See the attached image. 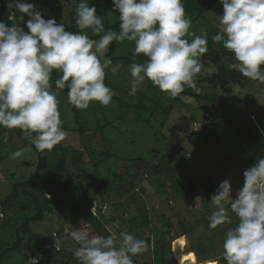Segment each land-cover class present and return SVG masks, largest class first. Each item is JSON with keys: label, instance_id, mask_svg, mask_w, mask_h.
<instances>
[{"label": "clouds", "instance_id": "9594fccd", "mask_svg": "<svg viewBox=\"0 0 264 264\" xmlns=\"http://www.w3.org/2000/svg\"><path fill=\"white\" fill-rule=\"evenodd\" d=\"M219 2L223 14L213 42H222L233 54L231 69L264 83V0ZM72 3L78 29H90L99 39L84 31H68L54 18L45 19L33 3L8 0L6 7L13 17L19 13L20 23L8 26L0 21V127L20 129L37 151H51L67 135L58 94L52 91L53 71L61 73L55 86L68 89L73 107L84 110L93 101L108 106L114 92L105 83L106 70L115 73L117 68L107 52L114 41H132L133 56L146 57L129 66L130 95L135 96L146 79L171 97L185 88L199 93L196 78L202 70L201 57L208 51L207 32L191 31L183 0H112L113 12L119 13L118 32L105 29L96 7L87 0ZM24 15L28 19L21 27ZM148 169H143L147 175ZM144 172L136 187L145 180ZM243 178L235 197L229 180L219 183L210 199L214 210L208 227L232 224L229 211L234 213L237 223L225 232L218 259L223 264H264V156L243 172ZM3 215L0 212V219ZM68 236L78 245L73 253L78 264H134L133 257L147 251L145 240L127 230L103 236L77 228ZM30 264L39 261L31 258Z\"/></svg>", "mask_w": 264, "mask_h": 264}, {"label": "rangeland", "instance_id": "374dc122", "mask_svg": "<svg viewBox=\"0 0 264 264\" xmlns=\"http://www.w3.org/2000/svg\"><path fill=\"white\" fill-rule=\"evenodd\" d=\"M92 1L87 0L89 6L93 5ZM25 2L33 3L38 10H41L45 19L54 18L57 23L63 22L66 30H73L72 21L69 19V13L72 9L71 0H57L58 7L50 0H25ZM98 10L100 12H97V14L102 17L105 29L118 32L119 26L116 27L115 23L119 21V13L118 11L113 12L112 1L106 4L104 9L99 8ZM222 14L223 6L221 4L218 11L208 12L200 16L197 21L192 22L191 31L200 34L202 30L207 31L212 26L219 28V15ZM27 19L28 17L24 15V20L21 21V24L25 25ZM16 21L20 23L19 13L16 14ZM79 31L89 33L91 30L79 29ZM96 39H99V37L96 36ZM114 42L115 47L111 57L130 56L135 47L134 42L128 40ZM224 64L228 65L227 62H224ZM113 67H116L117 71L113 73L111 69L106 70L105 83L113 90L114 96L120 99L122 103L112 100L108 106L102 108L103 105L98 102H91L86 111L87 117L92 124H90L89 130L81 136L72 131L77 126V123L73 119L67 96L63 93V90L55 86V80L60 78L61 73L57 70L56 77L53 78L52 76V91L58 94L57 99L59 100V111L62 120L61 126L67 134L65 140L59 143L60 146L72 150V148L77 149L81 145L87 151H94L93 154L98 159H100L101 155L98 154L101 151H108V154L105 155L107 152H104L106 158L96 165V167L90 166L91 163H87L83 166L82 170L74 172L70 179L67 176H63V178L58 179L57 184H53L54 189L52 188L53 190L49 191L50 194L47 193L46 195L48 199L47 208H52L46 212L41 222L31 224L32 231L41 233V239H43L47 234L50 235L60 227L63 229L64 226L71 228L73 226L72 222H76L74 219L79 214H82V209L77 210V203L81 199L83 187L91 180H94L93 177H89V174L93 173V175L98 176L101 180L106 178L111 181L113 172L123 175L125 172L136 171L135 162L129 160L130 158L141 157L143 164L157 161L164 164L171 161L168 157V152L171 147H174V157L176 159L184 157L182 161L183 166L180 168L181 171L178 174L176 173L178 175L177 179L175 178L176 181L171 183L166 176H160L155 174L154 170L148 169V175L142 182L143 197L140 194H136V200L114 203L109 206V209L113 213L111 211L108 213H112L117 218L109 220L107 231L109 234L115 233L118 236L121 231L127 230L136 238L145 240L147 251L134 256V264H167L160 261L157 258L156 252H154L156 248L159 250L162 246L160 241L162 233L158 230L163 226H168L169 219L174 221L182 214V225L189 228V230L186 231V236L181 237L187 238L186 252H189V254L186 253V255L190 258V261H197L202 257H217L218 263L223 264V261L218 259L222 252V242L225 232L230 227H235L237 217L229 211L232 224H225L217 229H210L208 227V214L210 213L207 207L211 211L214 210V206L210 201L211 196L216 192L219 183L225 179L230 181L232 196L235 197L237 190L243 186L242 171L247 167L248 162L246 159L240 157L233 160L227 159L223 163V166H219L218 155L208 149H203L202 151L192 148V141L195 137L191 139V143L188 142V137L193 132L190 134H184V132L190 128V125L194 122L193 120L196 122L201 121V115L205 108L211 109L212 104H208L203 99L180 94L179 101L172 103L173 97L165 92L154 91L152 92L151 99L144 100L145 107L148 108L144 116L150 113V109L154 110V114L144 124L136 122L133 116L128 114L129 112L125 109H127V105L132 107L139 101L141 95H143L142 93L145 91V83L135 96H132L129 94L132 77L128 66L119 61L114 63ZM215 71L216 66L202 67L201 72L196 78L197 87L200 89V96H207L206 98L219 96L222 100L234 105L243 116L251 118L255 124L258 121L256 112H260V118L264 117V83L244 78L240 84L232 85L233 93L225 94L222 92V89L212 87L210 82L207 81L210 74ZM185 89L188 90V88ZM192 91L197 93L193 89ZM169 105L172 107L171 111L166 113L164 107ZM92 106L94 107L91 109ZM88 109H91V111ZM218 115H222V113ZM100 118H102V122H105V119L111 122L106 125L105 134L108 133L106 139H101L100 129L94 127L93 122ZM235 127L236 125L233 126V129ZM93 129H95V133H93ZM258 130L262 132L259 127ZM170 132H173L174 136H176L171 144L169 143V138L164 136ZM262 136H264V133H262ZM25 140L22 130L0 127V201L10 193L13 184L31 177L35 173V165L38 162L37 151ZM151 149H156L157 152H152ZM18 151L20 155L16 156L15 153ZM44 152L66 151H61L60 147L59 149L45 150ZM215 152L217 154L220 152L227 154L228 151L221 145L219 150ZM170 165H174V163ZM143 167L144 165L141 166V169ZM145 170H142V172ZM39 175L41 176L42 172ZM200 176L201 180L198 179L194 185L192 184L189 187V189L195 188L193 193L183 190L179 192L177 190L179 186L184 185L188 180L200 178ZM71 182L72 184H70ZM210 184L214 185L210 186ZM58 185L66 187L59 189ZM139 189L141 190V186H139ZM123 192L124 189L120 190L117 188L111 190L106 195L107 199L105 201L117 199L116 197L121 196ZM137 200L140 203L145 202L146 205L144 206L150 207L148 215L150 216L151 214L153 223L151 227L147 225L141 228L136 225V216L140 219L138 208L142 207L141 205L139 206L140 203ZM202 202H205L207 205L202 206ZM181 210L186 211L182 212ZM8 213L10 214L11 212ZM15 216L21 217L20 213L17 212ZM120 216H123L124 222L119 221L118 217ZM20 221V218H14L13 216L10 222L0 229V250L6 246V242L11 241L14 237V229L19 225ZM168 232L166 238H170L172 236H170V233L173 231ZM76 247L78 245L68 236L65 249L61 253L62 255H57L51 264H61L63 260L67 259L71 264H78L73 255ZM68 251L72 253L71 257ZM171 252L174 261L178 264L180 261L174 256L172 244ZM19 258V253L16 251L9 254L0 264H17ZM217 261L209 260L205 264L211 262L217 263Z\"/></svg>", "mask_w": 264, "mask_h": 264}, {"label": "trees", "instance_id": "16d2710c", "mask_svg": "<svg viewBox=\"0 0 264 264\" xmlns=\"http://www.w3.org/2000/svg\"><path fill=\"white\" fill-rule=\"evenodd\" d=\"M50 1H52L54 5L58 7V3L56 2L57 0ZM111 1L112 0H93L92 2L96 7V11L100 12L98 9H104V6ZM7 2L8 0H0V21H3L8 26H10L12 23L19 24L16 21V15L15 17H13V19L9 18L11 10L6 7ZM183 4L186 14L191 17L192 22L197 21L200 16L208 12L212 13L218 11L219 6L221 5L219 0H183ZM13 12L15 11L13 10ZM69 19L72 21V31H79L75 23L76 17L73 3L71 12L69 13ZM115 24L117 25L116 27H118L119 21H117ZM21 27H25V25L21 24ZM218 30V27L212 26L206 31L208 39V51L204 56L201 57V63L202 67L211 65L216 66V71L212 72L207 79V81L210 82L211 86L214 88L219 87L225 94H231L234 91L232 85L240 84L246 77L241 75L239 71L233 70L229 67L231 63L235 62V59L233 54L223 47V43L213 42L212 37L217 33ZM87 34L90 36V38L96 39V35H94L91 31ZM114 47L115 42H113L109 46L107 52V56L112 59V65L119 61H122L129 68V66L134 61L137 63H141L146 60V57H144L142 54L134 57V50L130 54V56L127 57H111ZM224 62H227L228 65H225ZM56 72L57 70L53 71V78L56 77ZM144 83L145 91L144 93H142L143 95H141L139 101H137V103L132 107L127 105V109H125L129 112L128 114H131L133 116L136 122H141L143 124L148 122L154 114V110L150 109V113L144 116V113L148 110V108L145 107L146 105L144 100H148V98L151 99L152 92L154 91L162 92L158 89V87L154 86L150 80L146 79ZM188 90L185 89L181 94L195 97L197 99H203L208 102V104H212L211 109L205 108L203 110L201 115L202 117L200 119L202 121L205 114H208V116L212 119V124L209 127L204 128L203 130L191 133V135L188 137V142L191 143V139L195 137L192 141V148L194 150L202 151L203 149H208L212 153H215L216 155H218L219 166H223V163L226 162L227 159L233 160L240 157L246 159L248 164L247 167L242 171L243 180V172L247 168L252 166L258 158L264 156V136H262V133H264V117L260 118V112H256L258 121H256L255 124V122L251 118L243 116V114L234 105L222 100L219 96L206 98L207 96H200L199 93H194L191 88H188ZM67 92L68 89L64 88L63 93L66 96ZM178 99L179 95L173 97L172 103L179 101ZM112 100H117L122 103V101L116 96H113ZM68 105L73 114V119L75 120V123H77V126L73 128L72 131L81 136L89 130V126L90 124H92V122L87 117L86 109L80 110L73 107L69 103ZM93 107L94 106H92L91 109ZM102 108H104V106H102ZM171 108L172 107L169 105L167 107H164V110L167 113L168 111H171ZM91 109L88 110L91 111ZM219 113H222V115H218ZM102 118L96 120L93 123L95 128L100 129V135H102L101 139H106L108 134H105L106 125L111 122H109L105 118L104 119L106 121L102 122ZM234 125H236V127L233 129ZM258 127L262 132H259ZM93 131V133L96 132L95 129H93ZM164 136L169 138L170 144L176 138L173 132H170L168 135ZM25 141H28L30 143V141L27 139ZM30 145L32 144L30 143ZM221 145H223L228 151L227 154H224L223 152L217 154V152H215L219 150V147ZM32 146L34 147V145ZM58 147H61V151L66 152H39L34 147L37 151L38 156V162L35 165V173L31 177H27L22 181L13 184L10 193L0 201V212H3L4 214L3 218L0 219V229L5 227L7 223H9L13 216L14 218L21 219L19 225L14 229V237L11 239V241L6 242V246H4L2 250H0V262H3L9 254L17 251L20 257L17 264H30L28 260L33 257L40 249H42L45 244H49L52 242L51 235L53 232H56L58 235H60L64 230L62 227L53 231L50 235L47 234L43 239H41V233L33 232L31 229V224L41 222L44 219V215L46 214V212H48L52 208H47V193L50 194L49 191H52L54 189L53 184H57L58 179L63 178V176H67V178L70 179L74 172H79L80 170H82L83 166L87 163H91L90 166L96 167V165L101 163V161L106 158L104 156V152H107L105 155L108 154V151H101V153L98 154L101 155L100 159H98V157L93 154L94 151H87V149L81 147V145L77 149L72 148V150H68L67 147H62L60 146V144L58 146L57 144L53 149H59ZM70 147L72 146L70 145ZM151 151L157 152L156 149H151ZM174 151V147H171L168 152V157L171 161L167 160L168 162L164 164L158 161L153 163L147 162L143 164V162H141V157L130 158L129 160H133L135 162L136 171L125 172V174L123 175L113 172L111 181L106 178H103V180H101L98 176L93 175V173L89 174V177H93L94 180H91L83 187L82 196L80 197L81 199L77 203V210L82 209V214H79L76 219H74L76 220V222H72L74 230H76L77 228H82L84 230L90 231L94 235L108 236L109 232L107 231V224L110 220L108 218L109 206L113 205L114 203H123L129 200H136V194H140L143 197L144 192H142V184L141 190L139 189L138 191H135L134 188L141 182V171L144 168L154 170L155 174H158L160 176H166L171 181V183H174L176 181L175 178L177 179V174L181 171L180 168L183 166L182 161L184 160V157L176 159L173 155ZM171 163H174V165H170ZM142 165H144V167L141 169ZM40 172H42L41 176L39 175ZM198 179L201 180V176L200 178H193L191 180H188L184 185L179 186L177 190H179V192L183 190L189 193H193L195 191V188L189 189V187L192 184L194 185V183ZM70 184H72V182ZM213 185L214 184H210V186ZM65 187L64 185H61L59 186V189ZM117 188L120 190L124 189L123 194L119 197H116L117 199H111V201L109 202L105 201V199H107L106 195H108L111 190H115ZM93 202H97V204L99 203L100 205L102 203L106 204L108 202V206L105 208V210H101V207L99 206L96 207L97 212L93 214V211L91 210ZM138 203L140 202L138 201ZM205 204V202H202L201 205L204 206ZM140 205L142 206L141 208H138L140 219L136 216V225L141 228L147 225H150L151 227V224H153L151 214L150 216L148 215V209H150V207L144 206L146 205L145 202L140 203L139 206ZM207 208L209 213L211 214V209L209 207ZM181 211L184 212L186 210ZM7 212L11 213L7 214ZM16 212L20 213L21 217L15 216ZM110 216L111 220L117 218L111 213ZM182 216L183 215L181 214V216L176 218V220L178 219L177 221H171L169 219L168 226H163L158 230L162 233V237L160 240L162 246L161 248H159V250L156 248V251L154 250V252H156L157 258L164 263H175L172 257L171 244L181 236H184L186 234V231L189 230V228L183 227L181 222ZM118 218L120 222L125 221L123 216H120ZM155 228L158 229L157 227ZM170 229L173 231L170 233V236H172L170 238H166V235L169 233L168 231H171ZM67 238L60 242L58 249L51 247L45 250L44 256L39 259V264H51L55 260V257L61 254L62 251H64ZM68 254L71 257L72 253L70 251H68ZM185 256L186 261H190V258L187 257L186 253ZM192 261L194 262L196 260ZM61 264L71 263L67 259L63 260Z\"/></svg>", "mask_w": 264, "mask_h": 264}, {"label": "built area", "instance_id": "2783aa9c", "mask_svg": "<svg viewBox=\"0 0 264 264\" xmlns=\"http://www.w3.org/2000/svg\"><path fill=\"white\" fill-rule=\"evenodd\" d=\"M9 18L13 19V14L12 12L10 13V16ZM212 124V119L208 116V114H205L204 118L202 121H194L192 125H190V128L185 130L184 134H190L191 132H197L199 130H203L204 128L206 127H209L210 125ZM200 126V127H199ZM147 176V173L144 172L143 173V177L145 178ZM139 190V185L135 188V191H138ZM101 207V210H105L106 208V205H100L99 203L97 204V202H93V206L91 207V210L93 211V214H95L97 212V209L96 207ZM74 229V227H71V228H67V229H64L63 232L58 235L56 232H53L52 235H51V238H52V242L51 243H47L44 245V247L42 249H40L33 257L31 258H37L38 261L40 258H42L44 256V251L51 248V247H54L56 249L59 248V245H60V242L62 240H64L65 238L68 237L69 233ZM31 258L28 260V262L31 261ZM180 264V263H178Z\"/></svg>", "mask_w": 264, "mask_h": 264}, {"label": "bare ground", "instance_id": "6f19581e", "mask_svg": "<svg viewBox=\"0 0 264 264\" xmlns=\"http://www.w3.org/2000/svg\"><path fill=\"white\" fill-rule=\"evenodd\" d=\"M185 245H186L185 237H180L177 240L173 241L172 243L173 253L176 256V259L179 260L180 262H184L185 260V252H184ZM209 264H217V263L211 262Z\"/></svg>", "mask_w": 264, "mask_h": 264}, {"label": "crops", "instance_id": "0c3cea01", "mask_svg": "<svg viewBox=\"0 0 264 264\" xmlns=\"http://www.w3.org/2000/svg\"><path fill=\"white\" fill-rule=\"evenodd\" d=\"M109 201H111V200H109ZM108 201V202H109ZM112 212V210H108V212ZM113 213V212H112ZM111 213V214H112ZM109 215V219H111V216H110V213L108 214ZM67 228V226L65 227L64 226V229H66ZM88 231V230H87ZM93 234V233H92ZM186 236V235H185ZM186 248H187V238H186V245H185V247H184V252L185 253H187V254H189V252H186ZM192 257V256H191ZM209 260H215V261H217V257H211V258H205V257H202L201 259L199 258L197 261H185V262H183V263H180V264H205V262L207 263V261H209ZM135 263H139V262H135ZM217 263H218V261H217ZM153 264V263H152ZM167 264H169V263H167ZM174 264H176V262L174 263ZM218 264H220V263H218Z\"/></svg>", "mask_w": 264, "mask_h": 264}]
</instances>
